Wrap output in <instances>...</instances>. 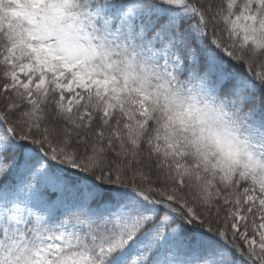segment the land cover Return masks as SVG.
<instances>
[{"label": "snow or ice", "instance_id": "obj_1", "mask_svg": "<svg viewBox=\"0 0 264 264\" xmlns=\"http://www.w3.org/2000/svg\"><path fill=\"white\" fill-rule=\"evenodd\" d=\"M0 264H264V0H0Z\"/></svg>", "mask_w": 264, "mask_h": 264}]
</instances>
